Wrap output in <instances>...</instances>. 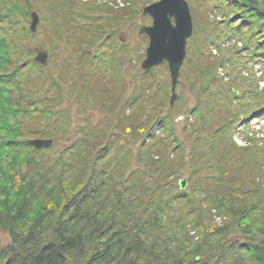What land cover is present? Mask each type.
I'll use <instances>...</instances> for the list:
<instances>
[{"label": "trees", "instance_id": "trees-1", "mask_svg": "<svg viewBox=\"0 0 264 264\" xmlns=\"http://www.w3.org/2000/svg\"><path fill=\"white\" fill-rule=\"evenodd\" d=\"M208 1L180 74L194 99L176 124L170 78L140 69L123 86L109 71V56L128 47L112 40L111 55L80 58L103 34L79 21L113 8L0 0V264H264V140L252 134L240 145L232 137L240 115L249 114L241 99L264 102L257 84L240 77L246 62L237 60L264 67V0ZM32 7L41 16L36 33L27 28ZM20 11L23 20L14 23H23L22 39L50 52L48 66L22 51L14 24L7 28ZM53 64L56 73L45 76ZM102 64L113 81L97 71ZM220 67L231 68L228 81ZM73 106L82 124L70 123ZM98 108L107 115H87ZM37 138L53 142L35 148ZM183 177L188 187L180 190Z\"/></svg>", "mask_w": 264, "mask_h": 264}, {"label": "rangeland", "instance_id": "rangeland-1", "mask_svg": "<svg viewBox=\"0 0 264 264\" xmlns=\"http://www.w3.org/2000/svg\"><path fill=\"white\" fill-rule=\"evenodd\" d=\"M32 1V0H31ZM70 1V0H68ZM108 1V2H105ZM114 5L113 2L111 0H80L81 3H85V2H89V5L94 4V5H103L105 6V4H107V6L109 7L110 5H112L113 7H106L107 9L111 10V8H113V13H107L106 11L101 12V14L95 15L97 20L92 21V22H86L84 24L83 21H79V25L82 24L83 26H91L90 31L92 32L94 28H96L94 31L99 32L100 34H103V36L100 38L98 36V39L96 42L97 44H94L92 46V48L86 49L88 50V54L90 52V56L92 57L94 55V52L96 51H102V52H107V54H112L114 52H112V43L111 41H119L122 45H124V48L128 47V53L125 54H119L118 52L109 56V59L112 60L109 62L114 65V67L112 69L114 70H109L112 71L115 76L117 77H121L123 78L121 80V82L123 83V86H127V84L130 82L131 78H133V76H135L136 72H138L141 68H140V63H137V60L140 59V53L145 55V51H146V47L148 45V39L147 38H141L143 35L139 34V29L142 25H151V18L150 16L143 14V10L144 8L149 5L152 4L158 0H114ZM122 1V3H121ZM189 2L191 11H192V6H194V9L196 10L195 12V17H194V13L192 11V16H193V24L197 23L198 25V30L199 32L201 31V25H203V18L202 17V12H204L207 9V5H209V1L208 0H187ZM112 3V4H111ZM124 4V5H123ZM194 4V5H193ZM234 5H236L235 3H231V6L233 7ZM204 7V8H203ZM11 8V5L5 4L3 6V11H6V13L8 14V10ZM200 8L201 12H199L197 9ZM32 10L35 11V8L32 7ZM31 10V11H32ZM106 12V13H105ZM31 14V13H30ZM242 15V14H241ZM243 16V15H242ZM39 17L41 18V16L39 15ZM222 17V16H221ZM210 19L212 18V14L210 15ZM261 19V18H260ZM260 19H255L254 22L255 24H258L260 22ZM17 20H23L22 19V13L21 11L16 14L15 17H13L12 21H7L6 22V26L7 28L10 26L12 27L13 24L16 27V29L18 30V35L16 38H19V40L21 39L22 43H23V49L22 51L26 53L27 49L29 50L28 53H32V49L37 42L34 40H23L22 39V32L25 29L23 23H14ZM197 20V21H196ZM217 23H221L223 18H219L217 19ZM247 20V19H245ZM31 21V18L29 17L27 19V28L29 27V23ZM200 21V22H199ZM88 23L92 24L89 25ZM245 23V22H244ZM81 26V27H83ZM106 37H109V40L106 41ZM120 38H122V40H120ZM107 42V43H106ZM228 40L224 41L222 44L223 45H227ZM39 48V47H38ZM41 49V48H39ZM137 50H140L139 52H136ZM27 53V54H28ZM213 53V51H212ZM50 54V52H49ZM66 54V52H65ZM214 54V53H213ZM230 55L229 53L227 54V56ZM96 56V55H95ZM95 56H93L92 58H94ZM35 54L33 53V55L30 56V59H34ZM60 57H63V50L61 51ZM143 57V56H141ZM242 57V58H241ZM25 62H27L29 60V58L27 56L23 57ZM91 58V60H92ZM237 60H239L240 62H247L246 59L241 56V55H237ZM131 59H134L136 62L134 63H130L128 61H130ZM51 60V55L49 56V60H48V64H50ZM34 61V60H33ZM99 61V59H98ZM113 61H117L118 65H115ZM236 62V59H233L232 63L230 62V64H234ZM48 64L46 66H48ZM134 64V65H131ZM105 64L99 65L97 66V71L101 74V76L106 80V82L108 83V81L113 79H110V72L109 74L107 73V70H105ZM51 70L45 72V76L47 74H49V72L51 74L56 73V68L53 65H50ZM102 69L98 70V69ZM231 68H228L227 71L230 72ZM257 68H253L252 69V73L249 70H241L240 71V77H245L249 79L250 83H254L257 84L258 86V91L264 92V76L262 78H260L261 73L257 72ZM156 75H161L165 78H169V74L166 72H163L162 69L160 67H155V71ZM235 75V73H234ZM264 75V74H263ZM111 81V82H112ZM69 84H66V88L68 89ZM229 86H231V84H229ZM187 85L182 82L179 87L177 88V99L175 100L176 106H177V111L173 112V117L176 119L179 115L183 114L186 112V110L188 108L191 107L192 105V101L194 99V95L191 92H188L187 89ZM181 94H183V96L181 97ZM260 96V95H259ZM250 100V101H247ZM247 103L249 104V110L247 111V113H249V115H252V112L254 111L255 108L259 107L260 105L263 104V100L257 98V96L255 95H251L248 94L247 95V99H246ZM256 106V107H255ZM152 107V106H151ZM66 108H69L68 104H63L61 107H59L60 111L64 110ZM76 107L73 106L72 107V119L71 122L72 124L78 125V124H82L81 121L83 120L84 117H81V115H76L75 114V110ZM102 109L98 108V109H94L91 110L87 113V115L92 118L93 116L95 117L96 115H102V112L104 116L107 115L106 111H102ZM165 111V110H163ZM179 113V114H178ZM260 113V112H259ZM259 113L256 114V118L253 119L252 121L245 119V122H248V125L246 127V125H242L239 127V124L235 123L234 126L236 129L233 130L232 132V137L235 140L236 143L240 144V145H245V141L247 139V136H251L248 134L247 129H251L254 134L256 135V138L260 139V140H264V113L258 115ZM92 115V116H90ZM60 118H54L53 121H56L58 119H61L62 115L58 116ZM183 120V119H182ZM182 120L177 121L176 124L181 123ZM246 124V123H245ZM177 129H179V127H177ZM244 130V131H243ZM252 137V136H251ZM53 142V141H52ZM120 146L121 145H125L128 146L129 145H133L132 142H128L125 139H121L119 142ZM67 145H63V143H60V148H64ZM133 149H135V145L131 146ZM116 154V150L112 152V154L110 156H114ZM260 158V155L258 156ZM190 167L187 166L185 168L184 171L189 170ZM187 174V173H186ZM186 180V177H183ZM188 184V181H187ZM188 187V185H187ZM216 222H219L218 220ZM194 234V233H193Z\"/></svg>", "mask_w": 264, "mask_h": 264}, {"label": "water", "instance_id": "water-1", "mask_svg": "<svg viewBox=\"0 0 264 264\" xmlns=\"http://www.w3.org/2000/svg\"><path fill=\"white\" fill-rule=\"evenodd\" d=\"M247 1L252 4L257 3V0ZM143 13L152 18V24L142 25L139 29V34H146L149 38L146 57L141 62V68L150 70L162 63L168 64L172 91L170 104H173L177 97L176 87L180 69L186 58L188 40L193 34L191 8L187 0H158L147 5ZM31 18L30 30L35 33L40 18L36 11L31 12ZM35 51L34 61L45 65L48 61V52L41 49H35ZM131 61L134 62L133 59ZM30 143L35 148H42L49 146L52 141L37 138L31 140ZM178 184L181 190L187 187L185 179H180Z\"/></svg>", "mask_w": 264, "mask_h": 264}, {"label": "flooded vegetation", "instance_id": "flooded-vegetation-1", "mask_svg": "<svg viewBox=\"0 0 264 264\" xmlns=\"http://www.w3.org/2000/svg\"><path fill=\"white\" fill-rule=\"evenodd\" d=\"M86 51V50H85ZM87 52V51H86ZM87 55H89V60H88V62L90 61V59L92 58L91 56H90V52H89V54H84V57H83V59H85V61H86V59H87ZM80 58H81V56H80ZM87 61H86V63H88Z\"/></svg>", "mask_w": 264, "mask_h": 264}]
</instances>
